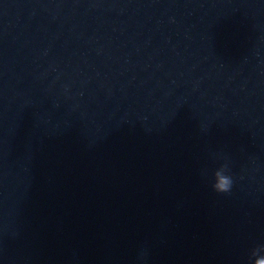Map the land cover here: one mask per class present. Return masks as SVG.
<instances>
[{
    "label": "water",
    "instance_id": "water-1",
    "mask_svg": "<svg viewBox=\"0 0 264 264\" xmlns=\"http://www.w3.org/2000/svg\"><path fill=\"white\" fill-rule=\"evenodd\" d=\"M261 260L264 0H0V264Z\"/></svg>",
    "mask_w": 264,
    "mask_h": 264
},
{
    "label": "clouds",
    "instance_id": "clouds-1",
    "mask_svg": "<svg viewBox=\"0 0 264 264\" xmlns=\"http://www.w3.org/2000/svg\"><path fill=\"white\" fill-rule=\"evenodd\" d=\"M227 169L228 165L224 163L211 174V187L217 193H228L233 187L234 180ZM258 264H264V260L258 261Z\"/></svg>",
    "mask_w": 264,
    "mask_h": 264
}]
</instances>
